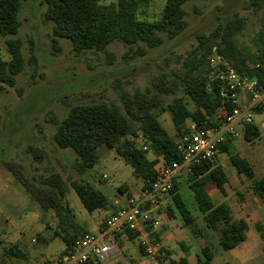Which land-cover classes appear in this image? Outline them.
Listing matches in <instances>:
<instances>
[{
    "label": "trees",
    "instance_id": "1",
    "mask_svg": "<svg viewBox=\"0 0 264 264\" xmlns=\"http://www.w3.org/2000/svg\"><path fill=\"white\" fill-rule=\"evenodd\" d=\"M187 1L166 0L158 19L145 20L138 18V12L142 5H147L148 0H117L110 4H103L100 0H46L45 16L54 22L55 37L70 39L78 53L85 50L103 51L116 40L130 46L143 44L147 47H158L167 40L179 38L187 29L188 20L184 7ZM263 1L249 0V5L257 6ZM20 10L21 0H0V34L10 36L6 39L9 58L6 59L0 54V92L5 90L6 86H15L16 75L25 67L22 41L15 37L21 27ZM245 21L244 17L235 14L234 17L219 22L208 33L199 31L196 34L198 51L193 58L185 63L183 69L162 70L155 75L151 84L157 92L152 96L125 98L126 114L103 101L73 106L67 116L57 123L53 134L58 147L71 149L76 154L71 167L81 175L86 174L98 162L100 146L115 148L124 161L132 166L134 176L142 180V189L145 190L151 188L156 177L157 159L150 160L147 156L149 151L169 163L183 162V154L178 149V138L185 130L187 121L193 119L200 126H207L226 108L232 109L220 95L223 82L210 80L208 76L207 61L213 48H216L237 72L248 78H256L264 84V25L257 36L263 48L257 59L251 61L249 55L245 54L236 42V36L244 28ZM141 52L144 54L146 50L141 47ZM178 92L190 98L193 109L188 107L183 95H178ZM168 94L174 97L165 102L164 95ZM261 109L258 108L257 111ZM162 111L170 112L176 129L175 135L169 133L160 121L159 115ZM140 133L148 150L136 144ZM259 135V127L256 124L245 125L246 140L253 142ZM223 152L229 154L231 163L239 174L252 180L253 191L264 201V176L255 179L252 165L240 153L233 151L232 144L219 146V153ZM36 153L39 158L41 151L37 150ZM11 170L32 190L18 170ZM187 180L206 227L220 234L221 250L229 251L243 242L248 228L247 221L234 219L230 206L225 202L215 203L206 189L207 185L214 183L225 192L228 177L223 167L206 160L193 164L188 170ZM41 183L45 187L40 192L33 193L43 210H52L56 216L51 238L64 241L66 246L58 255L62 256L87 233L66 200L69 187L74 189L89 212L110 208L113 204L105 193L84 179L72 180L68 185L60 174L53 173L43 177ZM124 186L125 183L118 189L123 190ZM175 190L176 184L173 185L172 192ZM173 199L184 223L195 225V217L180 194L175 193ZM169 210L172 214L171 208ZM257 228L261 232L264 231L260 224H257ZM127 234L131 239L136 237L135 233ZM6 251L16 257L27 256L16 244ZM214 255L215 249L209 242L202 249L198 264H214ZM92 263L93 261L88 264ZM112 264L128 263L116 261Z\"/></svg>",
    "mask_w": 264,
    "mask_h": 264
},
{
    "label": "rangeland",
    "instance_id": "2",
    "mask_svg": "<svg viewBox=\"0 0 264 264\" xmlns=\"http://www.w3.org/2000/svg\"><path fill=\"white\" fill-rule=\"evenodd\" d=\"M116 1L100 0L103 4ZM165 1L148 0L147 5L139 8L138 18L158 19ZM46 6V0H21V27L15 37L22 41L25 67L16 75L15 86H6L0 92V264H52L65 246L60 238L49 243L56 217L52 210H43L33 193L45 187L41 183L43 177L58 173L68 185L72 180H87L110 200L115 198L118 185L124 181L134 187L142 184V180L134 176L132 166L116 149L105 145L99 147L98 162L86 174L81 175L71 167L76 154L71 149L58 147L53 134L57 123L73 106L103 101L126 114L125 98L152 96L157 92L151 84L155 75L162 70L183 69L193 58L198 51L196 34L199 31L208 33L219 22L235 14L246 20L236 36L238 46L251 61L257 59L263 48L257 36L264 25V1L252 6L249 0H188L184 4L188 27L177 39L167 40L158 47L130 46L116 40L103 51L79 53L74 50L70 39L55 37L54 22L45 16ZM8 37L0 34V54L6 59L9 58ZM140 46L146 53L142 54ZM177 94L183 95L181 92ZM173 97L172 94L164 95V100L169 102ZM183 98L193 109L190 98L186 95ZM159 119L169 133L176 134L169 111H162ZM255 121L262 129L264 112L255 113ZM140 136L141 133L136 140L138 147L143 141ZM238 147L241 148L239 153L247 156L255 166H264V130L250 143L243 136ZM37 150L41 151L39 158ZM226 160L229 164L226 173L232 177L236 169L227 154ZM10 167L21 173L32 190ZM186 179L187 173L184 172L182 180L186 182ZM181 192L192 206L191 189L184 185ZM67 199L81 225L90 227L85 220L88 211L73 188H70ZM32 211L38 212L40 217L28 223L27 242L19 237L18 229L25 226ZM178 219L182 220L181 216ZM164 222L172 226L174 220ZM11 223H14L13 227ZM16 238H21L19 248L27 253L25 258L6 251L15 245Z\"/></svg>",
    "mask_w": 264,
    "mask_h": 264
},
{
    "label": "built area",
    "instance_id": "3",
    "mask_svg": "<svg viewBox=\"0 0 264 264\" xmlns=\"http://www.w3.org/2000/svg\"><path fill=\"white\" fill-rule=\"evenodd\" d=\"M207 64L210 80L223 82L220 95L232 109L226 108L207 126H200L195 120L189 119L178 138L183 162L169 163L157 157L156 177L151 188L128 198L123 207L106 217L97 233H85L68 253L58 256L52 264L104 262L118 251L117 237L127 232L137 235L150 264H161L167 251L161 246L154 230L160 224L158 208L163 199L172 193L174 180L182 170H189L193 164L205 160L215 162L219 146L237 141L241 137L239 126L254 123L257 109L264 107V84L258 79L237 72L216 48H213ZM242 95L247 97L246 102L241 100ZM141 147L148 150L143 141Z\"/></svg>",
    "mask_w": 264,
    "mask_h": 264
},
{
    "label": "crops",
    "instance_id": "4",
    "mask_svg": "<svg viewBox=\"0 0 264 264\" xmlns=\"http://www.w3.org/2000/svg\"><path fill=\"white\" fill-rule=\"evenodd\" d=\"M241 100L246 102L247 97L242 95ZM257 112H264V107L261 109V111H256V113ZM254 124H256L255 116ZM245 125L246 124H241L239 126L241 137L232 144L233 151L238 153L241 150V148L238 147V141L244 136ZM262 127L264 128V121L262 123ZM263 128L261 129V127H259L260 134L262 130H264ZM226 154L229 156L227 152L219 153L215 161L216 164H219L223 167L225 173L226 168L229 165L227 164ZM220 155L224 156L220 157ZM147 156L150 160L157 159V156L152 151H149ZM244 157L252 165L255 173V179L262 178L264 176V166H255L247 156L244 155ZM184 172L187 173L188 178V170L186 169L182 170L178 174L177 178L174 180V184H176V190L163 199L157 211L160 224L158 228L154 230V232L163 249L167 251V255L161 260V264H198L199 257L202 256V249L207 244H209V242L213 244L215 249V255L213 258L214 264H221L224 262L229 264H264V233H262L264 231L261 232L257 228V224H260L264 229V201L253 191L252 180L243 174H239L236 170V172H232V177H228L227 175L228 181L225 184V192H222L214 183L207 185V192L215 203H227L232 210L234 219H244L248 224L245 240L229 251H223L219 246V232L212 231L206 227L197 208L194 194L192 206L188 205L187 201L182 195L181 188L184 185L188 186V180L186 179V182L182 180V173ZM123 183L126 184V186L123 187V190H119L117 188L118 192L115 195V198L110 200L113 204V207L106 209H96L92 212L88 211V213H86L85 220L88 222L90 227L87 228L81 225L84 230L87 232L97 233L109 214L116 212L121 207H123L128 198L131 196L140 195V193L143 191V182L142 184H137V187L132 186L133 184L131 185L127 181H124L121 184ZM120 185H118V187ZM227 186L229 188H227ZM70 188L72 187H69L67 194ZM175 193L180 194L183 202L191 210L193 216L195 217V225H193L194 227L184 223V219L173 199V195ZM67 194L66 200L69 203ZM169 208H171L172 214L170 213ZM180 216L183 221L178 219ZM39 217L40 214L38 212L32 211L31 217L28 219L26 218L25 220L24 224L26 227L24 226L18 229L19 237H23V239H25L26 231L30 227V224L28 223L38 219ZM173 220L174 223L172 226L166 225L164 222ZM77 221L79 222L78 219ZM13 226L14 223H11V227ZM50 235H52L51 232ZM51 237L49 243L54 240ZM20 239L21 238H16L14 242L18 246L19 244L22 246ZM25 240L29 242V239ZM117 246L118 251L113 256L99 264H112L116 261H122L128 264H150L149 260L146 258L144 250L139 244L137 235L133 239H131L127 233L117 237ZM64 248L59 252V254L64 250ZM118 256H120V258H116ZM92 264L97 263L93 262Z\"/></svg>",
    "mask_w": 264,
    "mask_h": 264
}]
</instances>
